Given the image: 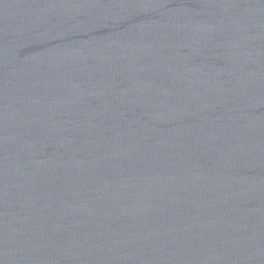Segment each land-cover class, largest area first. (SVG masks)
I'll return each instance as SVG.
<instances>
[{
	"label": "water",
	"instance_id": "obj_1",
	"mask_svg": "<svg viewBox=\"0 0 264 264\" xmlns=\"http://www.w3.org/2000/svg\"><path fill=\"white\" fill-rule=\"evenodd\" d=\"M0 264H264V0H0Z\"/></svg>",
	"mask_w": 264,
	"mask_h": 264
}]
</instances>
